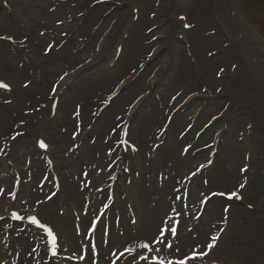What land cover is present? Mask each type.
I'll return each instance as SVG.
<instances>
[{"label": "rangeland", "instance_id": "1", "mask_svg": "<svg viewBox=\"0 0 264 264\" xmlns=\"http://www.w3.org/2000/svg\"><path fill=\"white\" fill-rule=\"evenodd\" d=\"M210 1L211 0H164L162 3L159 1L156 3L155 0H141L140 2L141 7H142L141 14H140L141 17L139 18V21L135 24L136 29L129 43L131 50L130 49L127 50V57L124 59L125 61H124L123 66L120 67V65L118 64L119 65V68L117 70L118 73L111 75L108 80L109 81L113 80V82L115 83V79H117V77H119L125 71L126 67L129 65V62L131 61L133 57L135 58V62H140L144 59V57H146V54L148 52L155 50L156 46L150 43L151 38L144 36L145 29H147L148 27L154 24L163 23L162 28H168V33L179 32L178 31L179 24L176 23L175 20H173L171 16L184 13V11H185V14L189 16L193 24L195 25L197 24L190 38L192 37L194 38V43L196 47L200 50V52L198 53V56L201 62L204 64V67L205 68L207 67L208 71H216L220 66L225 65L222 68L228 71L230 69L233 70L239 64L238 60L232 59V58H236L237 55L232 54L231 52H229L230 49L226 48V45H225L226 42H224V38L220 36L217 32L218 26L216 25L213 26L211 23H208V22H211L210 12L212 11V6L210 4ZM55 2H56V7H57L56 10L54 11L46 10L49 13L47 14V16L49 15L50 17L49 21L50 23L57 22V23L64 24L66 20L64 19L63 13L60 10V7L58 6L57 0H55ZM48 6H51V8L53 7L52 4H49V3H48ZM153 8L155 9V11L158 8H160L157 18H155L153 16V12H151L153 11ZM262 9H264V6L262 7ZM105 11L106 9H102L101 11L98 10L97 12L93 13V15L90 17L91 21L88 23L87 26L83 27L82 29L83 36L85 37L89 36L91 30L94 29V27H96L97 24L100 22L101 16L103 15ZM37 12L38 13L35 14V16L40 18L42 16V12H40L39 10H37ZM122 12L123 14L117 13L111 18H108L106 20L104 19L102 21V24H103L102 28L109 29L112 27V30L115 28L117 30L123 29V27L126 25V21H128V18H125L128 12V9H125ZM147 17H149V20H146ZM248 24L250 25V22ZM64 26L66 28L72 27V25H69V24H66ZM210 31H214L215 33L211 34ZM222 33L223 31L221 30L220 34L222 35ZM242 34L246 36V38L244 36L243 37L246 39L248 43L252 45L256 54L260 55L261 50L256 48L257 46L259 47L258 45L259 38L257 37V35H253L252 33L247 32V31H243ZM217 44H220L219 48L221 47L222 50L219 52V54L213 55L212 46L213 45L215 46ZM261 44L264 45V41H261ZM79 46L80 44L78 42H74L70 44L69 46H66V49H68L66 51L68 52V54L71 53L72 51L75 54V49H78L77 47ZM85 46H86L85 51L87 53V56L77 55L76 62L78 63L83 61L86 58H93V56H95V54L99 52L98 47H96L95 43L88 44V45L86 44ZM157 47L163 48V44L158 42ZM171 51L174 55H177V56L181 55L183 59L186 60L182 46L173 45L171 47ZM2 53L5 54L6 52L3 51ZM70 59L74 60L75 55H72ZM165 60H166V55H164L159 61L161 62ZM72 65H73V62L68 60L67 67H71ZM4 68H5L4 66L0 67V69L2 70ZM242 68L243 67L241 64L239 66V69H242ZM244 68H246L244 70L247 71V74H249L251 71L254 72V73L251 72L252 73L251 78H254L253 82L257 83L258 78H260L258 68L251 65L247 61H245ZM182 70L184 69L182 68ZM209 75H210L209 79H212V77L213 78L215 77L214 74L209 73ZM234 75L237 76L238 73ZM16 76L18 75L14 74L13 76L8 77V80L13 82L12 78L13 77L15 78ZM243 78H244V81L242 80L237 83V88L238 89L244 88V90L239 91L234 95L230 93L231 99L234 102H237V105L235 106V108L241 109L238 103H240L242 99H244V97L246 96L245 102L249 103L250 105H254L255 108H253V110L255 113H254V116L245 114L242 117L240 124L236 123L232 127V131H234L235 133H237L238 130L240 131L239 128L241 126L242 127L244 126L245 128H248V129L252 128L251 132H255L257 130V126L254 124V121L256 122L257 117L259 116L257 112L264 111V100L260 98L261 96H264V95L257 89L256 93L259 92L260 97L256 96V101L254 104V94L248 95L250 93L249 91L251 90L248 87L247 88L245 87V84H249V86L252 84V81H251L252 79L248 77H243ZM38 80L40 83L39 78ZM191 80H192L193 85L199 83L198 81L194 79H191ZM99 82H97L96 80L92 81L93 86L97 84H101L100 85L101 87L96 86L97 88L95 89V91L101 90V88L103 87V84ZM13 83L18 85V83L16 82H13ZM114 83H111V85H113ZM41 87H42V90H45V91L48 89L45 83H41ZM93 88H95V86ZM93 88H91L90 93L91 91H93V95L96 96L95 91L92 90ZM21 90L24 95L25 91L22 88ZM80 91H84V89H81ZM143 91L144 89H141L139 91L134 92L130 97L122 98L119 104L120 105L127 104L134 97V95L140 92H143ZM221 92L222 90L219 93ZM26 93H28L30 97L32 96L31 92H26ZM37 93L38 92H36V95H34L35 99L37 97ZM166 98L170 101L172 99L171 95ZM23 99H25V96ZM25 101L29 102L26 99ZM27 104L34 105V104H29V103ZM119 104L117 105L120 106ZM151 116L152 115L148 116L144 120V127L146 131L147 139L144 141L143 144L147 143V140L150 137V131L154 130L155 128L154 126H157L155 123H157L158 121L154 119V117H151ZM149 117H151L154 120V122H151L150 121L151 118L149 119ZM81 119H82V116H81ZM112 125H114V122L112 123ZM70 130H72V128H70ZM250 146L251 147L248 149V152L244 154L240 149L234 146V143L231 144V142H228L227 151L225 155V159L228 162V169L227 168L224 169L223 173L218 172V174H216V180L220 181L221 189L225 187L227 188V192H231V188H236V187H231V186L245 187V190H244L245 203L248 205H251L253 207V211L247 210L244 207L245 205L244 206L234 205L233 207H229L228 205L225 204L224 201L217 200L216 203L208 207L207 213L204 216L203 222L199 223L202 230L200 232L199 241L196 240L198 241L196 242V245H206L208 243V235L211 233V231L214 233L216 226L221 221L226 219V213L230 211L232 218L230 219V224L228 225V228L223 233L224 239H223V244L220 246V251L221 252L224 251L227 257L234 256L235 258H243V261L241 264H264V198L261 197V195L264 194V179L261 175H258L256 173L258 171V168L264 169V164L262 163L260 158L257 156L258 152L256 153V159H255V151H254L253 144H251ZM245 155L251 156L254 161L251 164L245 163V158H244ZM187 160H190V159L188 158ZM164 161H166L167 163V160H165V158H164ZM102 174H104V172H102ZM172 184L174 186V183ZM196 189L197 188L194 187L192 193H194ZM27 191L25 190L26 194L23 195L24 198H27ZM29 193L31 195H35V196L37 195V194L32 193L31 191ZM193 198H196V196H193ZM157 208L161 211V214H162V216L158 215V219L162 221V219L166 217L165 205L161 203L159 206H157ZM207 223L209 224L206 226ZM79 232L81 233L80 230ZM8 233H11L14 235L15 231L10 226L9 227L5 226L4 230H0V258H1V261H3V264H11L12 254L15 251H17V247L13 243ZM18 234L21 237H25V234H23L20 231H18ZM80 237L82 239L83 234H81ZM247 249H249V252H247ZM33 257H35V255ZM29 263L35 264L33 260H29ZM232 264H239V263L232 262Z\"/></svg>", "mask_w": 264, "mask_h": 264}, {"label": "bare ground", "instance_id": "2", "mask_svg": "<svg viewBox=\"0 0 264 264\" xmlns=\"http://www.w3.org/2000/svg\"><path fill=\"white\" fill-rule=\"evenodd\" d=\"M212 2L216 7L215 11L213 12V16L215 20L226 30V32L229 33L231 38L234 37L237 41V43L235 44L238 47V52H239L238 57L243 58L241 59L242 67L243 68L245 67V61H247L251 65L258 68L260 78H258V82L256 83V86H257V89L264 95V77L262 75V72L264 73V56L262 55V52L264 50L260 52V55H257L252 45L246 41L245 39L246 36L242 34L243 31H247V32L252 33L253 35H257V37L259 38L258 45L261 44V41H264V9H262V7L264 6V0H231V1L212 0ZM249 22H250V25L248 24ZM223 28L221 29L223 31V34L227 36V33L224 31ZM231 45H234V44L232 42L227 43V46H231ZM256 48L261 49L260 47H256ZM133 59L134 57L131 59L129 64L132 62ZM3 70L8 72V74L6 75L0 74L5 80H8V77L14 75V73L11 74L9 70H7L6 68H4ZM243 75L248 76L246 70L243 71ZM117 79H119V77H117ZM45 118H47V116ZM114 125H115V122H114ZM164 158L167 161L169 160V156H164ZM188 158L189 157L183 158L182 156L178 155V158L176 160H178L180 166L192 168L193 163L191 162L190 158H189L190 160H187ZM201 160H202V157L200 156L198 159V162H200ZM102 175L107 176L105 172ZM5 186L8 188L10 187L8 184H6ZM98 200H96L95 202L98 203L99 202ZM74 214L76 218L73 217L70 213L69 214L63 213L65 221L67 223H70V219L72 218L75 219L74 222L79 223L78 231L79 230L81 231L80 233L81 235L83 229L86 231L88 229L87 217L82 215V208L80 205L77 206V210L74 212ZM158 215L162 216L161 211L158 208H156V210H154V212L152 213V219L148 227L141 228L142 232L144 233L143 235H147L152 239L153 237L159 238L160 236L159 231L163 230L166 227V223L162 225V221L158 219ZM179 222L183 224V221L181 219H179ZM120 230H119V227L115 229L117 233L115 235V239L112 238L111 240V236H110L109 239L106 241V245H103V243L101 242L102 251L103 253H107L106 256L108 258L109 257L111 259L114 258L112 251H114L113 249L115 245L118 246L117 249L119 248V243L121 240V236L123 234V232H121ZM168 234L169 233L164 234L163 236H161V238L165 239V237L168 236ZM175 243H176V240H172L170 244L174 245ZM118 251L119 252L121 251L120 248ZM36 256L37 255H35V257L32 256L30 258V260H33L35 262V264H37L38 262V259H36L37 258Z\"/></svg>", "mask_w": 264, "mask_h": 264}, {"label": "snow or ice", "instance_id": "3", "mask_svg": "<svg viewBox=\"0 0 264 264\" xmlns=\"http://www.w3.org/2000/svg\"><path fill=\"white\" fill-rule=\"evenodd\" d=\"M181 19H184V18L181 17ZM185 27H189V25L186 24ZM2 38H3V37H0V39H2ZM7 87H8L7 84H5V83H0V88H4V89H6ZM40 146H41L42 148L45 147V145L43 144V142H41V145H40ZM235 195H236V193H232L231 196H229V198H232V196H235ZM237 198H239V197H237ZM13 219H20V217H18L15 213H13ZM30 222L33 223V224H36L38 227H41V226H42V225H40V224L37 222V220H36L35 218H33ZM170 231H171V233H172L174 236L176 235V229H175V228L170 229ZM45 232H46V234H47L49 237L52 238V244H53V248H54V247H55V243H56V237L53 236L52 231L49 230V229H45ZM161 234H163V230H161ZM153 239H155V237H153ZM165 239H166V237H165ZM218 239H219V237H217V236H212V237H211V242L207 244V248H208V249H212V248H214V247H215V242H216ZM157 242H160V241H157ZM150 243H151V242L142 244V245H141V248H142L143 250H145V251H151L152 249L150 248ZM168 247L171 248L172 246H171V245H168ZM54 254H55V253L53 252V255H54ZM206 254H207V253H204L203 251L201 252V255H206ZM137 255L139 256V258H140L141 260H145V261H147V260L149 259V257L144 256V255L142 254V252H138L136 255H133V256H132V260H136ZM196 258H198V257H197V254H196L195 252H193V255L188 256V257H186L185 259L177 260V261L174 262V264H187V262H188L189 260H193V259H196ZM152 264H164V262H163V260H158V259L153 258V259H152ZM170 264H171V262H170Z\"/></svg>", "mask_w": 264, "mask_h": 264}]
</instances>
